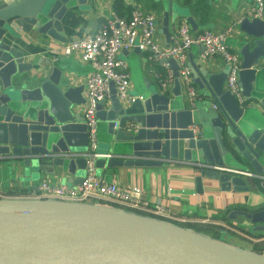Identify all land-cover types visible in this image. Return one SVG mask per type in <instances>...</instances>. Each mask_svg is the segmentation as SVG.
Segmentation results:
<instances>
[{
  "label": "water",
  "instance_id": "obj_1",
  "mask_svg": "<svg viewBox=\"0 0 264 264\" xmlns=\"http://www.w3.org/2000/svg\"><path fill=\"white\" fill-rule=\"evenodd\" d=\"M85 2L0 0V159L21 162L27 181L42 172L59 174L58 169L66 184L76 186L86 175L88 130L78 110L85 103L84 86H73L64 75L70 68L64 57L43 76L21 45L32 29L63 40L66 13ZM162 6L167 36L178 17L186 18L193 31L199 28L187 8L172 0ZM240 30L246 38L239 44V82L247 104L241 106L223 84H215V75L191 55L186 65L198 86L193 102L187 93L184 97L173 58V97L146 80L124 103L112 83L110 99L97 106L99 123L106 127L100 140L105 150L97 153L111 154L96 158L98 176L105 177L107 168L176 163L197 171L198 193L217 185L226 192L249 190L247 183L256 187L257 176L264 189V115L249 103L264 106V19L244 17ZM235 169L253 170L256 177L245 179ZM239 217L253 231H264V208L228 213L230 220ZM0 264H264V252L99 203L0 198Z\"/></svg>",
  "mask_w": 264,
  "mask_h": 264
},
{
  "label": "crops",
  "instance_id": "obj_2",
  "mask_svg": "<svg viewBox=\"0 0 264 264\" xmlns=\"http://www.w3.org/2000/svg\"><path fill=\"white\" fill-rule=\"evenodd\" d=\"M116 1L122 3V15L127 16L133 9L140 8L144 11L153 12L158 17L156 39L161 46L168 47L178 38L179 22L184 19V17L171 20L169 34L167 36L162 30L164 7L161 1L145 0L147 2L145 3L144 0H86L85 4L78 5L74 9H69L66 13L64 17L65 37L63 40L53 39L46 35L38 34L37 30L32 29L28 33H25L28 37V41H24L21 44L23 49L26 50L25 54L28 59L36 64L43 76L48 75L52 65L64 57L70 64V68L66 69L64 75L72 80L73 86H84L82 96L85 102V80L92 72V67L90 64L82 61L77 55L64 56L62 54V48L67 42L73 39L96 32L105 19L116 14ZM172 1L190 11V14L199 25V28L194 31L195 33H200L208 28L213 30H227L232 28V31L227 36L226 43L232 51L239 54V44L246 38V33L240 30V20L243 19L245 10L253 5L254 0H239L235 4L233 0ZM142 2L146 5H143ZM202 51V46H192L188 52H186L187 62L191 55L196 64L207 70L209 74L215 75L217 79L215 84L218 86L223 84L226 90V81L229 72L228 66L220 57L203 59L201 56ZM118 57L128 66L131 79V92H134L136 86L143 87L146 80L151 82V84L159 90L160 86L156 77V73L158 72L150 61L148 52L136 53L134 51H125L120 53ZM192 83L197 89L198 86L193 81ZM172 87L170 91L166 93L169 97H173ZM182 90L185 97L187 87L183 82ZM249 103L256 106L264 115V106L260 102L250 101ZM84 107L85 103L78 108L82 115ZM107 107H110L109 104ZM105 131L106 127L104 124L98 123L99 141L102 140ZM101 145L102 144L99 142L97 151L105 150L103 149V145ZM241 160L244 161L243 158H241ZM235 171L242 174L245 179H253L256 177V173H254L253 170L243 171L235 169ZM196 172L197 171L192 166L176 163L167 164L163 168H107L106 176L102 177L105 181L115 182L125 188L141 185L148 199L153 200L155 203L165 204L168 210L165 215L154 214L151 212V208L154 205L153 203H150V206L141 205L139 207H125L112 202H104L102 205L124 209L131 213L164 220L178 225L179 223L175 221L174 218H171V216L185 218L187 222L181 225L188 229L232 244L236 247L262 254L264 249L259 252L254 250L253 246L254 243L257 244L264 241V231H253V225L244 218L239 217L236 220L228 219V213L233 209L257 211L264 208V189L261 187L262 181L260 178H258V176L254 178L256 180V187L252 186L251 183H247L250 186L249 190H232L226 192L221 190L216 184L217 186H215V188L209 189L206 187L204 193H198L194 183ZM57 173L59 174L50 175L42 172L38 179L27 181L23 177L24 173L21 162L18 160L0 159V194L11 196L17 191L35 192L37 191L38 185L45 180L54 184H62L65 182V174L58 172V169ZM66 176V178H69L71 175ZM204 230H211L212 233ZM242 232H245L244 234L247 233L248 237H243L244 234ZM220 234H224L226 238L221 237ZM229 238H235L240 242L249 244L250 242L247 240H254V243L253 245L250 244L251 246H247L245 244L235 243V240Z\"/></svg>",
  "mask_w": 264,
  "mask_h": 264
},
{
  "label": "built area",
  "instance_id": "obj_3",
  "mask_svg": "<svg viewBox=\"0 0 264 264\" xmlns=\"http://www.w3.org/2000/svg\"><path fill=\"white\" fill-rule=\"evenodd\" d=\"M244 17L264 19V0H254L253 5L245 10ZM157 26L158 17L153 12L135 8L127 16L113 14L105 19L96 32L73 39L63 46L64 56L77 55L92 67V72L85 80L86 102L83 109L88 130L86 175L76 186L66 183L54 184L45 180L38 185L35 192L11 196L0 194V198L57 199L99 204L112 202L125 207L150 206V203H153L152 213L167 214V206L148 199L141 185L125 188L115 182H107L97 175L95 162L96 158L102 155L97 153L99 142L97 106L102 100L110 99L112 83L121 102L129 103L133 99L130 95L131 79L128 66L119 59V54L133 51L134 48H138L141 52H148L153 65H159L164 69V73L158 72L156 77L160 92L165 94L170 91L175 79L174 69L169 59L177 60L180 78L187 87L189 100L193 102L197 98L198 90L193 86L191 72L186 65V52L194 45L202 46L203 59L220 57L228 66L227 89L241 106L246 105V102L238 82L242 59L226 43L232 28L227 30L208 28L195 33L190 22L184 18L179 22L178 38L172 45L163 47L156 39ZM193 128L197 129V126L194 125ZM102 156L108 157L111 154ZM171 218H174L179 225L187 222L185 218L172 216Z\"/></svg>",
  "mask_w": 264,
  "mask_h": 264
},
{
  "label": "trees",
  "instance_id": "obj_4",
  "mask_svg": "<svg viewBox=\"0 0 264 264\" xmlns=\"http://www.w3.org/2000/svg\"><path fill=\"white\" fill-rule=\"evenodd\" d=\"M122 10H123L122 3L120 1H116L115 2V11H116V14L122 15V13H121ZM196 33H199V32H196ZM155 68H156L157 72H159L160 74H163L164 73V69L161 66L156 65ZM20 193L21 194H27V193H30V192H27V191L18 192L17 191L15 194H20ZM253 249L256 250V251H259V252L262 251L264 249V241H262L260 243H257V244H254Z\"/></svg>",
  "mask_w": 264,
  "mask_h": 264
},
{
  "label": "rangeland",
  "instance_id": "obj_5",
  "mask_svg": "<svg viewBox=\"0 0 264 264\" xmlns=\"http://www.w3.org/2000/svg\"><path fill=\"white\" fill-rule=\"evenodd\" d=\"M164 1H165V0H161V2H162L161 4H162V5H163V2H164ZM144 2L147 3L145 0H144ZM144 2H142V4H143V5H146ZM99 142H100V141H99ZM99 142H98V143H99ZM204 231H207V232H209V233H212L211 230H204ZM242 233H243V232H242ZM244 233H245V232H244ZM244 233H243V234H244ZM233 234H236V233H233ZM220 235H221V237L226 238V236H225L224 234H220ZM236 235L239 236L238 234H236ZM243 237H245V238L248 237V236H247V233L244 234ZM229 239H233V240H235V243L245 244V245H247V246H251V245H253V243H254V240H247V241L250 242V244H251V245H250L249 243H246V242H240L239 240H237V239H235V238H229ZM254 244H255V243H254Z\"/></svg>",
  "mask_w": 264,
  "mask_h": 264
}]
</instances>
